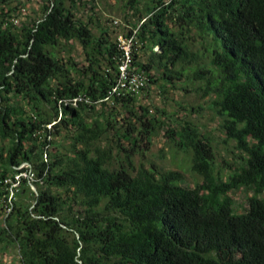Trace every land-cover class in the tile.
Instances as JSON below:
<instances>
[{"label":"trees","instance_id":"trees-1","mask_svg":"<svg viewBox=\"0 0 264 264\" xmlns=\"http://www.w3.org/2000/svg\"><path fill=\"white\" fill-rule=\"evenodd\" d=\"M15 1L0 0V252L16 264H264V0H125L120 33L136 30L146 84L111 99L123 51L110 24L79 15L90 0H43L36 18ZM153 86L206 99L240 164L216 170L190 118L204 105L142 103ZM161 131L201 181L141 159ZM23 163L35 189L22 177L7 212L4 179Z\"/></svg>","mask_w":264,"mask_h":264},{"label":"rangeland","instance_id":"rangeland-1","mask_svg":"<svg viewBox=\"0 0 264 264\" xmlns=\"http://www.w3.org/2000/svg\"><path fill=\"white\" fill-rule=\"evenodd\" d=\"M27 7L28 18L39 17L42 14L43 0H17ZM125 0H90L88 8H82L79 15L88 20L89 16H93L94 21L101 20L106 24H110L113 30V35L124 32L128 29L127 19H132V16L125 9ZM95 11L97 12L95 14ZM118 20V24L114 21ZM65 54H68L65 52ZM72 54L77 58H82L81 46L77 43L72 50ZM141 102L150 105L165 107L169 111L178 109V102H183L186 107L204 105V108L196 113H190L189 110H180L181 114L190 113V118L196 122L201 130L209 135L212 141L213 152L215 153L216 170H220L224 175L228 170L235 168L240 164L243 153L235 147V142L227 139L225 133L220 127V117H216L214 113L206 107V99L202 98L198 93H183L180 90H169L165 95H161L157 86H153L148 95L144 93L140 97ZM146 164L150 161H155L158 165L164 168L180 169L184 172L185 178L190 184H195L201 181V175L193 172L190 169V154L181 149L174 148L171 142L161 131L153 138V143L150 149L145 151V157L141 158ZM136 160L140 161L139 155ZM251 192L247 189H239L233 192L235 206L238 211L243 210L247 206V197ZM15 250L0 252V264H16Z\"/></svg>","mask_w":264,"mask_h":264},{"label":"built area","instance_id":"built-area-1","mask_svg":"<svg viewBox=\"0 0 264 264\" xmlns=\"http://www.w3.org/2000/svg\"><path fill=\"white\" fill-rule=\"evenodd\" d=\"M26 8H22L20 13L16 14V16L12 17V20L15 24L19 23L21 19L24 18L26 14ZM118 24V20L114 21ZM136 30L129 36H125L123 33H119L117 35V41L122 49L123 53L119 62V72L117 75V79L115 84L112 86L109 91V96L106 98H112L115 94H121L124 92L131 93H140L142 88L146 84V76L142 72L136 71L133 65V57H132V43L134 42ZM159 50V47L155 48ZM83 100V97H75L72 99H66L65 102L71 103L73 106H77L80 101ZM52 124H48L47 126L51 128ZM19 171L14 175V177H7L4 179V183L7 184V189L9 192L8 195V204L6 205L7 212H10L12 209V198L15 194V191L18 189L20 184V179L22 177H26L31 181V186L35 189L32 181L35 179V175L28 163H23L19 166Z\"/></svg>","mask_w":264,"mask_h":264}]
</instances>
